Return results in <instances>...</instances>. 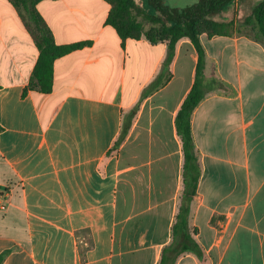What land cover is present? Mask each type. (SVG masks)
Returning a JSON list of instances; mask_svg holds the SVG:
<instances>
[{"label":"crops","instance_id":"1","mask_svg":"<svg viewBox=\"0 0 264 264\" xmlns=\"http://www.w3.org/2000/svg\"><path fill=\"white\" fill-rule=\"evenodd\" d=\"M243 3L218 16L233 22L228 35L200 36L218 86L192 114L200 178L186 233L174 230L184 193L176 117L196 76L191 40L177 42L168 80L149 91L168 42L123 41L106 0L42 1L32 12L58 45L92 41L54 62L43 94L30 87L40 51L0 0L2 264H161L182 247L193 250L174 264H264V42L252 12L238 28Z\"/></svg>","mask_w":264,"mask_h":264},{"label":"trees","instance_id":"2","mask_svg":"<svg viewBox=\"0 0 264 264\" xmlns=\"http://www.w3.org/2000/svg\"><path fill=\"white\" fill-rule=\"evenodd\" d=\"M21 16L26 29L36 43L40 55L34 68L30 87L37 88L41 93L48 94L53 90L54 62L71 52L91 46L92 41H82L68 45H58L46 22L40 15L32 12L45 0H9ZM56 1V0H53ZM111 6L107 24L111 25L125 41L126 39H139L142 34L152 42H168V57L163 65V70L149 91L167 81L169 65L174 57L177 42L187 37L193 43L198 54L196 76L194 84L185 98L176 117V129L183 143L184 150V193L180 212L177 217V228L188 231V215L190 204L196 194L200 178V167L195 153V145L192 134V114L207 92L218 83L215 80L208 81L205 74L206 53L200 41V36L206 33L209 37L214 35H228L233 27V22L218 20V16L232 6L236 0H198L194 5L185 8H172L165 0H106ZM252 21L258 29V38L264 42V0H259L252 11ZM145 23L150 25L145 29ZM27 90L24 91V95ZM132 111L124 122L119 139L108 152L111 155L125 139L134 116ZM2 130L0 126V131ZM182 231V230H181ZM185 233V232H184ZM187 238V235H185ZM193 248L182 247L175 252L174 258L167 263L174 264L176 257L183 251ZM194 252L203 258L202 249L194 244ZM8 252L0 255V264Z\"/></svg>","mask_w":264,"mask_h":264},{"label":"rangeland","instance_id":"3","mask_svg":"<svg viewBox=\"0 0 264 264\" xmlns=\"http://www.w3.org/2000/svg\"><path fill=\"white\" fill-rule=\"evenodd\" d=\"M197 1L198 0H168L167 4L169 6H172V7H175V8H185V7H189V6L194 5ZM258 1L259 0H244V3H243L244 12L243 13H239V12L237 13V15L241 17L238 20V23H237L238 28H240L241 24H243V22L245 21V18L247 17V15H249L253 11V8H254L255 4H257ZM12 6H13V4H12ZM235 14L236 13H234V15ZM218 20H220V19L218 18ZM220 21H222V20H220ZM144 25H145V29H149L150 28V25L148 23H145ZM254 32H256V31L254 30ZM1 193H4V191L0 190V194Z\"/></svg>","mask_w":264,"mask_h":264}]
</instances>
